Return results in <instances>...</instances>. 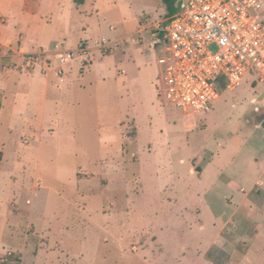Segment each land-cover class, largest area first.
Segmentation results:
<instances>
[{"label": "rangeland", "instance_id": "1", "mask_svg": "<svg viewBox=\"0 0 264 264\" xmlns=\"http://www.w3.org/2000/svg\"><path fill=\"white\" fill-rule=\"evenodd\" d=\"M171 17L166 0H85L82 5L73 0H0V39L15 37L0 48V72L27 76L37 71L60 78L55 65L35 71L23 67L18 55L36 51L20 46V33L42 49L88 47L85 65L74 64L81 73L97 58L106 60L86 71L75 107L61 110V133L42 143L44 188L38 184L0 191V264H189L205 253L211 233L222 225L201 230L195 208L187 213L192 217L187 225L159 222L157 216L169 209L167 202L158 201L154 186L160 185L153 174L192 169V155L222 152L220 144L227 141L264 165V130H256L251 121L254 111L264 108V84L253 85L250 76L235 92L222 91L213 112L199 120L196 131L186 132L184 125L191 128L195 123L161 100L159 52L153 45L156 25ZM104 40L114 47L100 50ZM76 42V47H66ZM11 50L17 56L7 58L4 54ZM70 73L60 79L66 81ZM102 76L106 83L96 88L94 79ZM166 116L176 122L168 123ZM53 117L55 110L48 107L45 124ZM131 118L138 128L137 143ZM109 158L110 165L118 163L116 172L108 168ZM103 165L111 171L101 173ZM74 168H80L76 176ZM141 168L146 176L142 193L137 184ZM11 180L17 181L14 176ZM244 190L228 193L231 198L219 210L257 219L264 232V186ZM233 226L230 223L227 232H233ZM249 227L242 224L239 230L246 233ZM152 233L163 244L161 253ZM141 245L150 250L143 252Z\"/></svg>", "mask_w": 264, "mask_h": 264}, {"label": "crops", "instance_id": "2", "mask_svg": "<svg viewBox=\"0 0 264 264\" xmlns=\"http://www.w3.org/2000/svg\"><path fill=\"white\" fill-rule=\"evenodd\" d=\"M73 2L76 4L74 0ZM19 35L22 37L20 38L22 48L25 47V49L33 52L42 49L38 45L35 46L34 39L28 41L26 35L22 33ZM14 38L0 39V48H3L4 42L9 43ZM80 42L72 43L66 47H76ZM54 43H50L48 47ZM105 63V59L97 58L93 64L87 67L86 71H91L93 67L98 69ZM69 71L71 73L66 81L56 78L51 73L42 75L37 71L36 73L29 72L27 76L18 74L14 70L0 72V153L2 154L0 191L8 187H35L38 184L40 189L43 187L40 179L39 158L42 143L44 139H53L54 135L61 133L60 129L64 122L60 115L61 110L63 107H75L76 96L78 91L83 88L87 74L86 71L79 72L76 65H73ZM125 73L127 74L126 67L123 70V74ZM94 80L96 88H100L101 82L106 83L103 76ZM105 91L106 88L103 87L104 95L106 94ZM221 94L218 100H220ZM48 107L54 108L56 117L51 118L46 125ZM38 112H41L42 115ZM39 116L41 123L37 124ZM165 119L168 123L176 122L174 119H167V116ZM128 121H132L134 124L136 131L134 142L137 143L136 120L131 118ZM251 121L254 122L256 130H264V108L256 109ZM251 121L247 120L248 123ZM198 124L199 122L191 128L183 125L186 132H194L198 129ZM220 147L223 149L222 152L215 154H206L205 152L192 155L194 167L192 169L182 172L169 171V174L161 172L153 174L154 183L160 185L159 187L157 184L154 186L156 189L158 188L160 193L158 201L163 204L167 202L169 209L161 216L158 215V220L162 223L166 221L171 224L187 225L192 221V217L187 213H189L190 208H195V219L200 224L201 230H206L207 225H222L220 228L219 226L215 227L218 230L211 233L205 253L196 260L189 261V264H264V232L259 231L262 222L252 217H237L238 211L227 216L224 211L219 210L224 208L225 199L231 198L228 193L235 189L244 192V186H248L259 191L264 186V165L253 153H243V147H238L230 141H227L225 146L220 144ZM166 149L163 148V151ZM162 154L165 159L170 157L168 153ZM35 159L36 162H34ZM108 161V168L111 167L112 172H116L118 167L116 160L112 165H110V158ZM138 164L137 166H139ZM105 168L104 166L100 172L108 173V170L111 171L110 169L106 171ZM79 169L74 168L72 173L76 176V171ZM61 170L65 172L66 168L61 167ZM12 176L17 179L16 182L11 180ZM145 178V173L141 168L140 184L137 183L140 193L146 189ZM167 192H172V195L164 196ZM212 193H216V197H212ZM222 193H227L228 196H224ZM228 205L230 206V204ZM178 208L180 210H176ZM230 223L234 225L231 233L227 232ZM242 224L250 225L249 232H240L239 227ZM151 236H153L154 244L161 253L163 244L159 240L158 234L152 233ZM140 249L143 252L150 250L145 245H141ZM182 249L187 251L186 246H182ZM210 255L213 258H209Z\"/></svg>", "mask_w": 264, "mask_h": 264}, {"label": "built area", "instance_id": "3", "mask_svg": "<svg viewBox=\"0 0 264 264\" xmlns=\"http://www.w3.org/2000/svg\"><path fill=\"white\" fill-rule=\"evenodd\" d=\"M175 8L153 34L161 100L196 124L212 112L222 85L233 92L250 76L253 85L264 84V0H177ZM113 47L105 40L98 44L100 50ZM8 52L7 58L17 56ZM88 55L84 45H54L18 57L26 70L55 65L62 78L75 63L83 67Z\"/></svg>", "mask_w": 264, "mask_h": 264}, {"label": "trees", "instance_id": "4", "mask_svg": "<svg viewBox=\"0 0 264 264\" xmlns=\"http://www.w3.org/2000/svg\"><path fill=\"white\" fill-rule=\"evenodd\" d=\"M76 4H83L84 3V0H74ZM177 0H166V3L169 7V11L170 13L172 14V16L176 13V8H175V3H176ZM225 90V87L224 85L221 86V91H224ZM0 157H1V153H0ZM0 161H1V158H0Z\"/></svg>", "mask_w": 264, "mask_h": 264}]
</instances>
